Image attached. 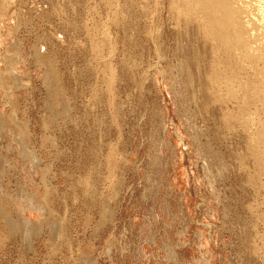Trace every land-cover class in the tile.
Masks as SVG:
<instances>
[{
  "label": "rangeland",
  "instance_id": "374dc122",
  "mask_svg": "<svg viewBox=\"0 0 264 264\" xmlns=\"http://www.w3.org/2000/svg\"><path fill=\"white\" fill-rule=\"evenodd\" d=\"M0 1V264H264V62L173 0Z\"/></svg>",
  "mask_w": 264,
  "mask_h": 264
},
{
  "label": "bare ground",
  "instance_id": "6f19581e",
  "mask_svg": "<svg viewBox=\"0 0 264 264\" xmlns=\"http://www.w3.org/2000/svg\"><path fill=\"white\" fill-rule=\"evenodd\" d=\"M6 1L9 2L10 0L9 1L6 0ZM15 2H17V1H15ZM3 3L5 4V2H3ZM173 3L178 4L179 11L176 10L177 15L174 12V14H175L174 16H178L177 18L176 17L175 18L177 19L176 20L177 23L182 25L181 29L185 28V30H187V32H189V34H192L191 32H193V35H196L200 40H202L203 45L201 47L202 48L205 47L204 50L207 49L208 51L214 53V59H219V53L220 52L222 53V55H220L221 57H227L228 70H229V68H230V70L234 68L235 64H233V62H234L233 60L237 59L239 54H242V56H247V57L251 58L252 60H256L260 63L264 62V54L258 50V47L254 48L255 45H260L262 42H264V41H260L262 39L264 40V0H241V2H240V0H239V2H238V0H173ZM241 3H242V5H240ZM237 4H239L240 6L237 7L236 6ZM171 5L175 6L173 8L177 7L176 5H173V4H171ZM174 11H175V9H174ZM0 35H2L1 21H0ZM182 36L183 37L185 36V31H184V35H182ZM190 36L191 35H189L188 40L192 38ZM186 38H184V39H186ZM185 42H186V40H185ZM190 43H189V45H190ZM186 45H188V44L186 43ZM182 47H183V45H182ZM187 47H189V46H187ZM197 47H199V46H197ZM248 47H249V49H248ZM18 48H16V49H18ZM191 49H192V47H191ZM207 50H206V52H207ZM182 51H185V47H183ZM197 51H199V50H197ZM202 51H203V49H202ZM16 52H17V50H16ZM187 52L189 53V50ZM203 54H204V52H203ZM203 54H201V55H203ZM44 55L45 54H41L40 51H37V58H38V61L41 62V64H43V63L47 64L49 62L48 57H45ZM193 55H194V53H193ZM207 55H208V53L206 54V56ZM204 56L205 55H203V57ZM182 59H183V64L181 65V63H180L181 66L180 65H178V66H180L185 71H187V73H191L192 69H190V67L188 65L189 62L187 63L188 60L185 59V57ZM236 62L237 61H235V63ZM240 67L243 68V66H240ZM249 67L250 66H248V68ZM47 68L48 69L50 68L49 65ZM51 68H53V67H51ZM51 68L49 69V70H51L50 72L48 70V73H51L50 76L54 75V73L52 71L53 69H51ZM248 68H245V66H244V69H248ZM183 69H182V71H183ZM205 69H207V67ZM221 70L222 69H220L219 71H221ZM250 71H251V73H253V72L255 73L254 70H250ZM9 73L11 74L12 77H14V81L19 80V79L17 80V78H19V77L14 75L13 72L10 71V72H8V74ZM55 73H56V71H55ZM260 76H261L260 80L264 81V75L260 74L259 77ZM54 78H55V75H54ZM175 84L176 83H174V86H175ZM172 87H173V85H172ZM173 88L175 89V87H173ZM175 91H176V89H175ZM1 124H0V127L3 126L4 123L1 122ZM197 133L198 132H196L194 135V138L196 139V141L199 138Z\"/></svg>",
  "mask_w": 264,
  "mask_h": 264
}]
</instances>
